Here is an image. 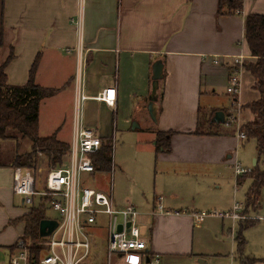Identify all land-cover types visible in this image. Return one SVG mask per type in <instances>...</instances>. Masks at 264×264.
<instances>
[{
	"label": "crops",
	"instance_id": "1",
	"mask_svg": "<svg viewBox=\"0 0 264 264\" xmlns=\"http://www.w3.org/2000/svg\"><path fill=\"white\" fill-rule=\"evenodd\" d=\"M218 8L219 0H0V65L12 48L14 60L6 73L8 83L18 86L27 82L31 66L40 55L36 84L59 89L58 93H71L74 106L78 93L83 94L85 124L102 139L114 136L119 112L124 113L128 103L139 99L136 115L141 117L145 112L149 120L139 118L136 130L149 132L152 147L155 149L156 132L173 134L171 152H155L158 168L164 174L187 176L194 186L195 179L208 177L216 188L224 182L237 191L249 180L248 190L252 180L249 175L237 176L236 164L245 170L256 166L264 170L256 143L255 151H246V158L238 154L239 142L246 140L238 137L239 128L254 120L244 107L259 99L249 72L244 69L240 72L237 129L220 132L218 126V130L212 131L211 120L215 113L223 112L218 105L230 102L227 109L233 106L226 89L235 70L234 60L243 56L245 62L253 61L244 40V23L249 14L264 15V0H244L239 14L219 16ZM157 62L163 64V79L159 81L157 122H154L147 108L153 66ZM43 71L52 80L43 81ZM112 88L116 90L114 107L96 99ZM203 99L207 100L205 109L215 111L206 113L208 132L201 131ZM95 112H100L101 117L95 118ZM60 131L61 128L55 130ZM119 169L130 181L128 174ZM13 171L14 168H0V189L6 186L13 193ZM245 195L246 192L244 202ZM161 197L163 203L165 198ZM209 200L219 204L217 197ZM129 204L127 201L126 205ZM204 207L193 200L191 208H185L191 210L188 220L183 215L157 216L152 220L149 251L159 254L161 262L166 263L193 256L194 230L202 229L208 218L213 217L202 215L209 214ZM261 208L262 204L258 211ZM236 222L240 221H232L233 225ZM10 249L11 252L14 248Z\"/></svg>",
	"mask_w": 264,
	"mask_h": 264
},
{
	"label": "rangeland",
	"instance_id": "2",
	"mask_svg": "<svg viewBox=\"0 0 264 264\" xmlns=\"http://www.w3.org/2000/svg\"><path fill=\"white\" fill-rule=\"evenodd\" d=\"M43 81L52 80L43 71ZM26 83V82H25ZM22 83L20 85H23ZM53 83V82H52ZM225 95V93H224ZM71 93H57V95L44 99L40 107V123L39 134L41 137H48L54 134L55 130L61 128L58 133L59 140L70 144L73 138V116L75 115V106L72 102ZM207 101V100H206ZM205 99L201 101L203 111L201 114V131L208 132L209 128L205 121L207 112L213 114L215 111L205 109ZM139 99H134L127 105L124 113L118 114L115 120L116 127L112 141V161L113 168L111 172L103 173L102 175L95 174L93 176L83 174L81 182L83 187H93L102 192L111 195L117 203L116 208H124L128 202L133 204L143 215L148 217L153 210V200L155 196L165 198L163 206L172 210L180 211L182 218L188 220L191 214L190 209L193 200L199 205L202 203L204 209L209 213L228 212L233 206L238 204L244 211V194L247 192L249 180L240 185L239 190H234L224 184H220V188H216L214 181L208 177H201L194 180V185L187 176L176 177L173 175L164 174L158 168V162L155 156V149L150 143L149 132H143L134 129L136 121L141 118L147 122L148 115L144 112L142 116L137 117L136 108L139 104ZM215 102V101H214ZM213 102V103H214ZM228 104V105H226ZM84 106V105H83ZM222 111L225 113V120L229 124H215L211 126L212 131L225 132L235 131L237 122L232 120L236 117L238 108L230 107V102L222 105ZM217 106V107H218ZM215 108V107H214ZM148 110V108H147ZM149 113V111H148ZM85 107L82 109V122L85 124ZM209 114V115H210ZM95 118L101 117L100 112L94 113ZM146 119V120H145ZM204 123V124H203ZM231 124V125H230ZM86 125V124H85ZM87 126V125H86ZM88 127V126H87ZM241 149L239 157L246 158V151H255L254 140H241ZM246 145V146H245ZM245 146V148H243ZM31 151V142L29 139L16 141H7L0 143V162L9 161V155L26 153ZM248 163L254 165L253 160L246 159ZM119 168L128 174L131 180H126ZM50 166L47 159L43 155H39V163L37 169L34 170L38 184L42 185ZM97 176V179H96ZM251 175H249L250 177ZM249 179V178H248ZM134 180V181H133ZM112 191V192H111ZM262 208L258 212H247L248 215L241 223L246 224L254 222L255 225L246 231L243 236L245 239V248L243 252L244 258L256 259L255 264H264V189H263ZM0 264L5 263L11 252L10 248H14L16 243L21 240L23 235V224H14L12 220L20 217L25 211L30 208L21 204L19 197L15 196L6 186L0 189ZM217 197L216 202L210 201L209 198ZM179 208H182L180 210ZM233 210V209H232ZM45 216L48 219H60V214L52 209L45 210ZM153 218V217H151ZM156 218H153V220ZM259 220V221H258ZM190 221V220H189ZM240 222L233 225L232 221H222L217 218H208L202 229H195V251L193 256H186L175 259L171 263H166L165 260L161 264H240L238 260V245L236 236L239 231ZM192 228V225H191ZM106 229L96 231L97 239L94 240V247L100 249L101 252L106 251L107 234ZM192 234L189 233L187 242L191 245ZM41 244V239L39 245ZM26 245L30 246V242L26 241ZM220 256H215V255ZM106 255V252H105ZM197 255V256H195ZM139 255L134 254L127 262L118 264H141ZM163 259V258H162Z\"/></svg>",
	"mask_w": 264,
	"mask_h": 264
},
{
	"label": "built area",
	"instance_id": "3",
	"mask_svg": "<svg viewBox=\"0 0 264 264\" xmlns=\"http://www.w3.org/2000/svg\"><path fill=\"white\" fill-rule=\"evenodd\" d=\"M244 63L243 56L234 60L236 69L231 72L226 89L232 98L233 108L236 107V97L241 87L240 72ZM77 98L73 138L65 164L50 169L42 185L38 184L32 169L14 168L13 171L14 195L21 198L23 205L29 208L43 202L46 209L58 212L60 219H50L57 222V228L48 237H40L41 250L38 257L20 240L8 260L1 264H118L127 262L134 254L139 255L141 264H160L161 256L149 251L152 220L157 216L180 215V212L167 211L162 204L163 198L157 197L153 210L146 217L132 204L116 208L111 195L93 187L82 186L83 174L93 176L94 179V175L99 173L94 159L101 150L102 137L82 122L81 103L86 97L78 93ZM96 99L114 107L116 90H105ZM233 121L237 122V118L234 117ZM238 137L245 139V135L240 132ZM249 172L236 164L237 176ZM242 210L236 204L231 212L202 215L235 222L245 219ZM103 228L106 229L107 247L106 251L101 252L94 247L93 242L97 239L96 231Z\"/></svg>",
	"mask_w": 264,
	"mask_h": 264
},
{
	"label": "trees",
	"instance_id": "4",
	"mask_svg": "<svg viewBox=\"0 0 264 264\" xmlns=\"http://www.w3.org/2000/svg\"><path fill=\"white\" fill-rule=\"evenodd\" d=\"M243 5L244 0H219L217 14L222 16L240 12ZM244 28V40L249 50V56L253 58V61L245 62L243 69L253 76L255 80L254 89L258 91L259 99L245 105L244 108L253 114L254 120L241 126L238 132L243 133L246 140L255 141L258 158L264 160V15L249 14L245 18ZM13 60L14 51L11 48L7 60L0 65V143L11 140L19 142L27 138L31 142V151L22 154L16 152L9 155V161L0 162V168L36 170L39 155L45 156L50 169L58 168L65 164L70 144L59 140L58 132L48 137H41L39 123L42 101L57 95L59 89L44 88L36 84L34 78L40 55L36 57L31 66L27 82L18 86L10 85L6 69ZM211 125L215 126V124ZM155 134V152L170 153L172 132H156ZM94 161L99 173L111 172L113 168L111 138L102 139L101 150ZM246 175H251L252 184L245 195L244 208L246 210H242V217L248 215V211L257 212L263 201L264 170L256 166ZM45 210L46 206L40 202L20 217L12 220L14 224H23L21 240L25 243L26 241L30 242V246L27 247L36 257L41 250L39 246L40 224L43 220L48 219L45 216ZM241 221L235 240L238 245V260L240 264H255L256 259L243 257L246 244L243 233L253 227L255 223L245 222L246 224H243Z\"/></svg>",
	"mask_w": 264,
	"mask_h": 264
},
{
	"label": "water",
	"instance_id": "5",
	"mask_svg": "<svg viewBox=\"0 0 264 264\" xmlns=\"http://www.w3.org/2000/svg\"><path fill=\"white\" fill-rule=\"evenodd\" d=\"M163 79V64L157 62L153 66V77H152V93L150 96V103L148 106V111L151 119L154 122H157V109L155 106L156 101L158 100V90H159V81ZM225 113L217 112L214 114L211 124H225ZM139 125L136 124L134 129H138ZM23 202V201H22ZM57 228V222L55 220L45 219L41 222L39 228V235L41 238L48 237L52 232ZM200 263L204 264L203 261Z\"/></svg>",
	"mask_w": 264,
	"mask_h": 264
}]
</instances>
